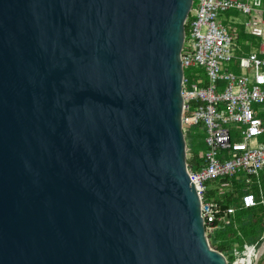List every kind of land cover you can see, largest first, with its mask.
Here are the masks:
<instances>
[{"label": "water", "instance_id": "1", "mask_svg": "<svg viewBox=\"0 0 264 264\" xmlns=\"http://www.w3.org/2000/svg\"><path fill=\"white\" fill-rule=\"evenodd\" d=\"M193 0H0V264H226L186 170Z\"/></svg>", "mask_w": 264, "mask_h": 264}, {"label": "built area", "instance_id": "2", "mask_svg": "<svg viewBox=\"0 0 264 264\" xmlns=\"http://www.w3.org/2000/svg\"><path fill=\"white\" fill-rule=\"evenodd\" d=\"M184 28L181 126L184 137L191 127H203L206 145L203 163L195 171L186 163V170L208 239L237 209L209 196V184L242 174L239 207L264 204L261 191L259 201L248 191L250 177L264 170V0H193ZM227 186L213 189L223 194ZM232 256L230 263L224 256L226 264H264V233L241 250L234 245Z\"/></svg>", "mask_w": 264, "mask_h": 264}, {"label": "trees", "instance_id": "3", "mask_svg": "<svg viewBox=\"0 0 264 264\" xmlns=\"http://www.w3.org/2000/svg\"><path fill=\"white\" fill-rule=\"evenodd\" d=\"M188 77L190 71L184 72ZM204 132L201 126L191 127L185 134L186 148L190 157L186 163L193 171L197 170L203 163V152L206 147L203 143ZM242 176V174H240ZM232 176L218 179L214 185L229 182L225 193L215 200L220 202L223 208L232 206L237 208L233 215L227 217V224H216V228L209 234V245L215 250L221 252L224 256L229 254L233 260L232 249L237 245L241 250L243 244H253L264 232V204H258L255 207L243 209L239 207V198L244 194L242 190L245 186L242 177ZM259 188L256 184L248 187L257 201H259V191L264 198V170L259 174ZM213 186V185H212ZM214 196V192H209ZM262 233V234H261Z\"/></svg>", "mask_w": 264, "mask_h": 264}, {"label": "crops", "instance_id": "4", "mask_svg": "<svg viewBox=\"0 0 264 264\" xmlns=\"http://www.w3.org/2000/svg\"><path fill=\"white\" fill-rule=\"evenodd\" d=\"M262 115V114H261ZM202 129H203V132H204V128L202 127ZM204 135H205V132H204ZM234 140H237V138H234ZM260 141H263V140H260ZM203 143H204V138H203ZM204 145H205V143H204ZM205 147H206V145H205ZM187 149V148H186ZM188 150V149H187ZM206 151V150H205ZM204 151V152H205ZM204 152H203V154H204ZM190 157V156H189ZM202 157H203V155H202ZM187 159V158H186ZM261 173V172H260ZM250 184H249V186L250 185H252V184H256L257 185V187L259 188V177L258 178H255V177H250ZM227 183H229V182H227ZM229 185H230V183H229ZM209 186V188H208V194H209V196H211L212 198H214V199H216V198H220L224 193H225V190H226V188H228L229 186H227L225 189H224V193L223 194H219V193H216V190L215 189H213V187L214 186H216V185H214V186H212L211 184H209L208 185ZM243 191H244V188L242 189ZM211 191H213L214 192V196H212L209 192H211ZM249 191V190H248ZM251 192V191H250ZM244 193H245V191H244ZM252 193V192H251Z\"/></svg>", "mask_w": 264, "mask_h": 264}, {"label": "rangeland", "instance_id": "5", "mask_svg": "<svg viewBox=\"0 0 264 264\" xmlns=\"http://www.w3.org/2000/svg\"><path fill=\"white\" fill-rule=\"evenodd\" d=\"M192 10H193V11L196 10V3H195V2H194V4H193V6H192ZM240 20L243 21V18L240 17ZM187 157H188V155H187ZM262 233H264V232H262ZM262 233H261V234H262ZM210 247H211V246H210ZM225 257H226L227 261L230 263L231 260H232L231 256H230L229 254H225Z\"/></svg>", "mask_w": 264, "mask_h": 264}]
</instances>
